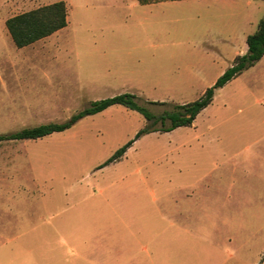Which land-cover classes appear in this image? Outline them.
<instances>
[{"label": "rangeland", "instance_id": "1", "mask_svg": "<svg viewBox=\"0 0 264 264\" xmlns=\"http://www.w3.org/2000/svg\"><path fill=\"white\" fill-rule=\"evenodd\" d=\"M52 1L0 0V133L121 92L155 113L166 106L147 101L196 99L264 12L263 0H63L66 25L17 47L5 20ZM144 125L112 104L0 141V264H264V55L190 125L136 137Z\"/></svg>", "mask_w": 264, "mask_h": 264}, {"label": "trees", "instance_id": "2", "mask_svg": "<svg viewBox=\"0 0 264 264\" xmlns=\"http://www.w3.org/2000/svg\"><path fill=\"white\" fill-rule=\"evenodd\" d=\"M156 1L162 0H138L140 4ZM66 23L67 5L63 0L52 1L16 13L5 20L7 31L17 47L26 46L46 37L64 27ZM245 42L247 46L246 51L236 55L232 63L215 79L213 84L206 87L196 99L183 103L158 100L147 101L149 104L166 106L162 112L155 113L146 104L140 103L139 97L136 94L121 92L91 101L87 106L73 113L67 120L61 122L50 121L33 126H25L16 131L0 133V141L34 139L54 131H61L75 123L79 118L99 112L112 104H121L143 115L145 125L136 132V137L144 132L169 131L177 126L190 125L199 111L212 101L217 88L236 77L264 55V12L258 19L254 31L246 35ZM130 143L131 140L118 147L104 163L120 158Z\"/></svg>", "mask_w": 264, "mask_h": 264}, {"label": "crops", "instance_id": "3", "mask_svg": "<svg viewBox=\"0 0 264 264\" xmlns=\"http://www.w3.org/2000/svg\"><path fill=\"white\" fill-rule=\"evenodd\" d=\"M248 21H249V22H251V20H250V19H249ZM245 37H246V36H245ZM246 48H247V46H246ZM237 55H238V54H237ZM232 60H233V59H232ZM231 63H232V61H231Z\"/></svg>", "mask_w": 264, "mask_h": 264}]
</instances>
